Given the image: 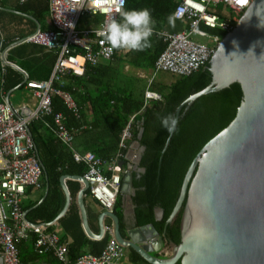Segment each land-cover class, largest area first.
Instances as JSON below:
<instances>
[{"label": "trees", "instance_id": "1", "mask_svg": "<svg viewBox=\"0 0 264 264\" xmlns=\"http://www.w3.org/2000/svg\"><path fill=\"white\" fill-rule=\"evenodd\" d=\"M123 10L148 8L155 21L154 31L151 36V46L145 50H129L122 59L133 67L149 68L151 71L158 55L164 50L165 44L158 33L167 30L168 17L173 15L176 3L174 0H124ZM218 8L217 12L220 11ZM121 11V12H122ZM219 13V12H218ZM121 13L118 18H120ZM234 26L236 23H233ZM211 35L223 38L224 31L207 29L200 26ZM55 60V56H54ZM52 65V64H51ZM49 67H43L42 79L50 73ZM0 65V101L4 93L22 83V74L12 68ZM106 66H86L81 77L67 75L63 78V90L70 93L78 107L79 117L66 109L57 97L52 99L54 112H61L67 127L88 126L77 132L73 141V149L79 153L92 152L96 157L105 160L123 159L128 141L121 144V134L129 124L131 139H135L138 131L142 129L139 139L140 146L144 147L139 166L144 173L133 174L131 185L135 189L132 198L134 208L133 225L142 227L152 224L167 245L180 243V220L183 208L179 211L172 224H166L177 198L181 184L193 158L200 149L214 135L222 130L234 118L237 107L242 100V91L238 83L234 82L227 88L209 93L196 99L189 108L180 111L178 123L171 137L169 145L160 158V151L169 135L161 124V119L169 114L174 115L175 110L189 95L196 93L211 82L209 61L187 76L172 77L168 85H150L149 89L160 95L159 100H147L144 91L136 96L131 89H119L115 80L101 79V69ZM36 70V71H38ZM36 78V77H35ZM25 84L20 85V89ZM51 124V117L45 116L33 120L29 125V132L34 143L37 157L43 168V183L47 186V194L43 202L31 211V222L49 224L53 222L64 204V193L60 184L63 175L83 176L88 166L76 163L71 150L60 143L53 135L47 124ZM67 187L72 197L77 193L80 184L77 181H67ZM120 194H118L113 212L122 219L120 212ZM88 196V192H85ZM159 207L163 216L155 220L154 210ZM63 225L65 232L72 236L68 243V259L75 261L83 253L98 254L108 236L99 241L85 238L81 231L78 214L71 211ZM76 228L81 233L76 237L71 228ZM72 232V233H71ZM31 246L22 241L18 244L20 264H35L38 261H47L49 264H63L57 261L52 253L39 255ZM132 264H149L143 259L132 254ZM176 264H179L176 263Z\"/></svg>", "mask_w": 264, "mask_h": 264}, {"label": "built area", "instance_id": "2", "mask_svg": "<svg viewBox=\"0 0 264 264\" xmlns=\"http://www.w3.org/2000/svg\"><path fill=\"white\" fill-rule=\"evenodd\" d=\"M22 2L26 0H21ZM173 17L182 23L180 32L161 31L158 36L165 44L164 50L154 62L153 73L165 72L187 76L203 67L214 53L220 37L206 32L200 26L226 33L234 28L238 18L252 0H174ZM125 1L121 0H48V18L51 29L36 31L25 41L41 45L56 55L55 63L46 81L26 80L36 98L33 110H18L0 102V259L2 264H20L18 244L34 236L33 250L39 255L52 253L63 264H124L127 249L114 238L110 227L103 228L108 239L100 252L83 253L75 261L68 259V243L54 232L48 224L28 223L21 209L25 190L40 188L43 168L37 157L28 125L36 119L50 116V126L56 139L68 147L76 163L83 162L88 168L81 176L87 183L86 192L101 208L112 213L119 194L122 177L115 160L105 161L92 152L78 153L73 141L80 127H67L65 118L53 112L52 99L57 97L74 116L78 108L71 94L63 90V77H81L86 66L95 67L101 61L113 59L118 49H113L100 35L112 18H118ZM220 11L217 12L218 8ZM87 18L89 26H81ZM72 24L73 27L68 25ZM198 35L210 39L202 44L191 39ZM150 85V84H149ZM145 101L159 100L160 95L148 88ZM84 128V127H82ZM129 124L121 134V144L130 137ZM80 186L82 184L78 182ZM102 239V238H101ZM100 239V240H101Z\"/></svg>", "mask_w": 264, "mask_h": 264}, {"label": "water", "instance_id": "3", "mask_svg": "<svg viewBox=\"0 0 264 264\" xmlns=\"http://www.w3.org/2000/svg\"><path fill=\"white\" fill-rule=\"evenodd\" d=\"M209 71L210 84L178 105L174 114L177 119L182 108L185 112L199 97L234 82L241 88L242 100L234 118L205 143L187 168L166 220V224H172L183 208L180 243L169 244V257H155L152 254L167 244L152 224L134 234L131 231L127 241L119 232L117 216L107 212L114 222L115 240L149 264H264V0H252L234 28L221 38L209 60ZM174 131L169 132L160 158ZM141 133L142 129L138 140ZM143 152L144 147L139 146L138 156L122 177L121 191L129 198L135 194L132 172L144 173L139 166ZM68 180L82 184L76 200L88 232L83 207L88 185L81 177L61 176L65 206L70 199ZM154 215L156 221L161 220L162 210L155 208Z\"/></svg>", "mask_w": 264, "mask_h": 264}, {"label": "crops", "instance_id": "4", "mask_svg": "<svg viewBox=\"0 0 264 264\" xmlns=\"http://www.w3.org/2000/svg\"><path fill=\"white\" fill-rule=\"evenodd\" d=\"M84 22L81 23V26L90 25L88 24V22L86 21ZM176 22H178V24L170 25L168 23L167 30L165 31L171 33L180 32L182 30L183 25L179 21ZM49 29H51V26L48 18V0H26L24 2H22L21 0H0V65L1 67H4L2 69L3 72L5 67H9L21 73L23 77L21 84H25L26 80H30V81L48 80L50 78L53 65L55 63L54 60V56L56 59L55 53H53L52 51L48 50L47 48L41 45L27 42L25 41V39L28 36L35 33L36 31H47ZM128 51H129L128 49H118L117 53L115 54L112 60L99 62V64L106 66V68L101 69L100 71V76H102L101 79L115 80L114 82L117 84L119 89H131V91L136 96H140L143 93V91L145 92V90L150 85L154 84V85L163 86V85H168L172 82V77H170L167 73H166L167 76L165 78L159 77L157 80L156 78L152 79V77L149 78L147 74L142 70L143 68H137V67L134 68L133 66L129 65L127 62H124L122 59L126 56ZM49 65H51L50 73L47 78L42 79L40 77L42 76V74L37 72H39L41 69L45 70V68L43 67H49ZM15 67L16 69L19 70H16ZM153 74L155 75L157 73H153ZM20 85L4 93L1 97L0 102L5 103L10 107H13L14 109H18V110H24V109L33 110L36 106V98L33 94V91L31 89L26 88L25 86H23L20 89ZM19 92L22 93L21 100L16 95L17 93L19 94ZM71 98L75 103V100L73 99L72 95ZM63 106L67 109V107L64 104ZM75 117H79V111H78V116ZM51 125H52V118H51V124L49 123L47 124V126L50 128ZM78 127L81 128L80 130H82L87 128L88 126L80 125ZM130 135H131V130H130ZM131 136L127 139L129 143L124 158L121 160L115 159L116 166H118L122 171V177L124 173H126L129 170V166L132 165L133 161L135 160V158L138 156L139 153L140 144H139L138 136H136L135 139H131ZM137 143L139 144V146H137ZM133 174H138V173L132 172V175ZM122 177L119 188V194H120L119 196L121 202L119 209L122 215V219H119L118 217L117 218L119 220V232L121 236L128 241L129 233L132 231V233L134 234L135 233L134 231L140 229L141 227H135L133 225V216H134V208H135L132 202L133 196L129 198L125 193L121 191ZM42 180H43V176L41 178L40 188L36 189V188L28 187L25 190L24 196L21 201V209L23 212V217L28 223L40 224L35 221L31 222V218H32L31 211L34 208H36L38 205H40L43 202L44 198L46 197L48 189ZM76 194L74 195V197H72L70 194V199L67 206H65L66 199H64V204L59 210L58 215H60L61 211H65L64 214L59 217L57 215L56 219L46 226V229L48 231L54 232L56 235H58V237L62 241L70 243L72 241V236H70L65 232L63 225L68 223V220L66 219L71 214V211L75 212L76 210V213L78 214L81 223L80 224L81 231L86 239L92 241H99L101 238L103 239L104 236H108L105 235L103 231V228L105 226L110 227L111 232L114 236V222L112 217L108 214L110 212L107 213V211L103 210L101 206H99V204H97L94 200L84 195L83 207L85 211L86 223L88 228V232H86V230L83 228L81 214L76 200ZM113 214L115 213L113 212ZM71 231H73L76 237L81 236L80 234L81 232L76 228H71ZM98 236L100 237L96 239V237ZM32 238H34V236L30 235L29 239L25 241V244L29 246V249L31 246ZM132 254L136 255L132 250L130 251L127 249L126 256L123 259L124 264H132L130 260V256ZM154 254L160 255L157 256L152 254L155 257H161V258L167 257L166 248L159 251L158 253L154 252ZM35 264H49V263L47 261H38Z\"/></svg>", "mask_w": 264, "mask_h": 264}, {"label": "clouds", "instance_id": "5", "mask_svg": "<svg viewBox=\"0 0 264 264\" xmlns=\"http://www.w3.org/2000/svg\"><path fill=\"white\" fill-rule=\"evenodd\" d=\"M123 3V0H121ZM174 17H168V23L174 24ZM154 19L148 8L125 9L120 18H112L101 30L100 35L113 49L145 50L151 46L154 31ZM69 27L74 25L69 24ZM178 123L172 114L162 117L161 124L168 131H173Z\"/></svg>", "mask_w": 264, "mask_h": 264}, {"label": "rangeland", "instance_id": "6", "mask_svg": "<svg viewBox=\"0 0 264 264\" xmlns=\"http://www.w3.org/2000/svg\"><path fill=\"white\" fill-rule=\"evenodd\" d=\"M84 21L89 22L87 18L82 19V22H84ZM84 23H85V22H84ZM174 24H178V22L175 21ZM191 39H192L193 41H195V42H199V43H202V44H211L210 39L205 38V37H201V36H198V35H192ZM123 61H124V60H123ZM123 61H122V62H123ZM124 62H125V61H124ZM129 65H130V64H129ZM134 68H136V67H134ZM142 70L147 74V76H148L149 78H151V77H152V79H153V78H154V79L156 78V80H157L159 77L165 78V77L167 76V74H166V73H163V72H157V74L154 75V74L152 73V71H151L149 68H146V67L143 68ZM132 76H133V73H132ZM16 95H17L18 98L21 100L22 93L19 92V94L17 93ZM166 253H167V257H169V256L172 254V247H171L170 245H167V246H166ZM153 255L160 256V255H158V254H154V253H153ZM161 256H162V255H161Z\"/></svg>", "mask_w": 264, "mask_h": 264}, {"label": "flooded vegetation", "instance_id": "7", "mask_svg": "<svg viewBox=\"0 0 264 264\" xmlns=\"http://www.w3.org/2000/svg\"><path fill=\"white\" fill-rule=\"evenodd\" d=\"M167 246V245H166ZM166 246H165V248H166Z\"/></svg>", "mask_w": 264, "mask_h": 264}]
</instances>
